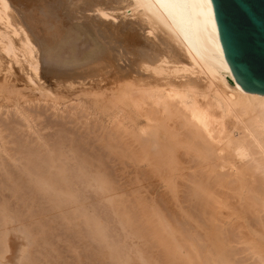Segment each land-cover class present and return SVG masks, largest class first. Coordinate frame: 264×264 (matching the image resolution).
<instances>
[{
    "label": "bare ground",
    "instance_id": "6f19581e",
    "mask_svg": "<svg viewBox=\"0 0 264 264\" xmlns=\"http://www.w3.org/2000/svg\"><path fill=\"white\" fill-rule=\"evenodd\" d=\"M24 3L25 0H0V72L21 71L25 85L37 90L46 101L63 104L66 98L74 96L72 98L84 107L90 104V107L86 106L104 114L107 122H99V130L102 129L97 135L93 130H98L96 123L99 120L94 123L95 129H91L90 122L86 126L91 130L84 127L94 135L95 138L90 137L92 143L95 144L96 140L95 147L91 146L89 136H85L89 140L83 137L84 131L79 132L84 139L78 135L76 129L79 127L74 131L70 122L73 120L67 121L66 116L64 124L61 121V128H64L65 121L66 126L70 122L71 132L68 128L62 133L54 129L52 132H58L56 138L52 132V139L46 138L51 136L48 132L47 135L43 132V138L35 122L38 121L39 126L38 117L46 113L47 108L41 107L42 110L39 106L34 109L36 113L33 109L30 111L33 106L37 107L35 100L31 108H26L28 110L19 109L20 104L34 98L23 96L17 87L14 93L11 92L16 93L11 94L12 99H5V105L18 107L15 109H19L23 124L31 130L25 134L24 129L23 134H31V138L23 136L22 129L18 132L16 125H23L18 116L13 120L9 112L6 117L13 122L5 116L3 122L1 114L6 113H0V264H97L102 252L99 257L96 254L101 248L109 252L105 256L113 261L110 264H132L128 257L131 254L127 253L132 248L138 250L134 256L138 255L140 261L147 264L148 258L143 253L148 254L147 250L154 247L166 250L162 254L165 253L163 258L168 264H173L176 259L186 264H243L250 258L245 259L244 255L245 261L242 262L238 254L250 250L251 256L248 253L247 256L253 261L247 264H264V94L247 91L234 79L219 42L212 6L210 16L204 0H35L36 4L30 8ZM13 64H17V68H13ZM0 80L6 84L4 78ZM3 83L0 82V88L5 90ZM56 113L54 119L58 117ZM48 115L52 117L53 112ZM9 121L15 123L18 130L14 129L15 126L12 128ZM42 123L40 125L48 126V129L58 124L55 121L56 124L50 125ZM103 129L105 132L101 133ZM67 133L76 135L70 137ZM8 135L10 139L6 137ZM116 157L126 158V164ZM111 158L118 160L119 168L124 164V168L127 165L132 169L133 162L137 165L135 162H143L150 172L160 173L158 177L163 176L165 187L173 192L177 190L173 187L177 184L174 182L177 173H182L180 170H187L192 175L200 171L205 173L204 178L199 176L202 181L194 174L193 177L198 178L189 186L192 187V198H205L203 202L212 200L215 204L209 207L207 217L202 216L204 219L200 221L207 223L206 228L204 223L199 226L204 228L201 230L204 233L197 229L204 241L193 232L192 235L196 236L187 241L186 238L178 239L180 229H177V218L172 210L162 209L157 203L149 204L147 209L146 201L145 207L141 206L138 197H132L134 202L137 200L135 205L129 204L131 198L126 202L123 199L126 193L122 197L123 192L117 193L118 197L113 188L119 182L111 177L114 174L111 172H115L111 169L113 163L112 167L107 165ZM127 161L132 162V166ZM138 169L136 167L135 173ZM218 188L222 189L220 198ZM107 190L114 199L103 196ZM173 194L171 192L174 197ZM101 196L113 206V210L120 204L125 208L124 203L129 207L139 203L140 211L143 207L146 209L143 223L139 221L141 214L138 216L134 208L132 211L128 207L125 212L121 209L120 214H123L120 216L119 210L115 211L118 216L115 221L121 217L119 223L123 229L121 232H124L121 235L119 230L118 234L135 242L138 238L136 243L130 241L129 245L134 243L131 249L129 240L125 239V245L122 237L120 242L115 234H111L115 228L110 230L107 218L104 219L103 214L101 218L100 207L97 209L100 205L97 198ZM213 196L220 200L215 201ZM140 197L144 199L145 196ZM216 202L219 203L217 206ZM222 208L228 209L226 212L234 216L236 223L239 220L245 224L233 229L238 233H242L240 228L244 227L245 232H250L246 225L252 226L253 222L249 224V220L254 221L255 225L250 228L253 236L246 237L249 243L244 239L240 241L246 236L245 232V236L232 235L241 236L240 239L237 237L236 244L254 243L240 247L247 248V251L238 250V246L230 241L234 233L231 225L235 222L227 213L232 224L231 221L227 223L230 219L225 218ZM201 250L205 251L202 253ZM130 258L132 260L133 256ZM154 258L153 261L158 259ZM178 261L174 264H180Z\"/></svg>",
    "mask_w": 264,
    "mask_h": 264
},
{
    "label": "rangeland",
    "instance_id": "374dc122",
    "mask_svg": "<svg viewBox=\"0 0 264 264\" xmlns=\"http://www.w3.org/2000/svg\"><path fill=\"white\" fill-rule=\"evenodd\" d=\"M24 4H25V7L30 8V7L34 6V4H36V3H35V0H25V3H24ZM17 66H18L17 64H13V68H17ZM0 69H1V68H0ZM15 70H16V69H15ZM0 71H1V70H0ZM2 71H4V72H0V79H1V77L4 78V79H5V83H6V84H4V83H3L4 81H1V80H0L1 84L3 83L4 87H6L5 90H2L3 87L0 88V108H1V109H0V113H6L5 115H4V114H3V115L1 114V116H2L4 119H3V120L0 119V120H2L3 122H4V120H5L6 118H8V116L11 114L10 116H12V117H11L12 119H13L14 117L18 116L17 119L20 118L19 120H20V122H22V124H23L24 122H23V120H21L22 116H21V114L19 113V111H17V110H19V109H24V110H25L26 108H29V107L31 108V107L34 105L35 100H36V103H37V104L35 103V106H37V107H34V106H33L31 109H29L30 111L33 109V111L35 112L34 109H35V108L38 109V107L40 106V108L43 107V109H44V107L47 108V110L44 109V110H46V113L48 112L47 114L53 112V115H52L53 118L50 116L51 114L47 116L46 113H41V114H43L42 116L46 115L47 117H46V118H45V117L43 118L42 116H40V117H38L39 121L42 123L43 120L45 119L44 123H46V125H47V124L50 125L51 123H52V124H56V123H58L56 126L61 125V126H59V127H60L59 129H57V127H56L55 125H53L52 129H48V128H47L48 126H47V127H45V125L42 126V125H40V122H39V126H42L43 128L45 127L44 129H42V127H41V131H39L40 128H39V126H38V121H37V119L35 118L34 120L37 121V122H35V124H37L36 127H37V129H38V132L42 133V135L40 134V136H42L43 138L45 137V135H47V132L50 133V134H48V136H49V135H51V136L46 137V138H51V137H53V136H52V133H54V132H52V131H54V129H56L55 132L58 130V132L62 133V131H64V130H63L64 128H66V129H67V128H68V129L71 128V129H72V127L74 128V131H75V127H76V128L79 127L80 129H79V128L76 129V131L78 132V135H79L80 133L82 134V131H84L83 133H85V134H82L83 137L87 136V138H88V136L90 137V136L93 135V134H90V131H86V130H88V129L91 130L92 128H94V127H95V126H94V123H96L97 120H99L98 123H96V124H98V127H97L98 130H97V129H96V130H93V131L95 132L94 135H97V131H98V132L101 131V129H102L101 127H100V130H99V126H101V124H99V122H100V123H101V122L103 123L104 120H106L107 118H106L105 116H103L104 114H100V112H98V110H96V112H97L99 115H98V114H95L96 112H95V110H93V108H91L92 111H90V110H91V109L89 108V107H90V106H89L90 104H86V105L89 106V107H87L86 105H85V107H84V105L80 104V102L76 101V99H73V98H72V97H74V96H70L69 98H66L68 101L66 100L65 102H63V104H62V103H59V104H58V103H57V104L54 103V104H53L52 102H49V100L46 101V100L43 99L40 95H38L39 93H38L37 90H31V87H28V86L25 85V84H27V83H26L25 78L23 77L22 73H20L21 71H18V70H17V71H15V73H12L13 70H10L11 72H10V71H9V72L12 73V74H10V73L6 74L7 72H6L5 70H2ZM3 74H4V75H3ZM2 75H3L4 77H3ZM5 76H6V77H5ZM18 76H19V77H18ZM2 80H3V79H2ZM6 80H7V82H6ZM10 82H11V83H10ZM7 83H8V84H7ZM14 83H15V84H14ZM1 84H0V85H1ZM11 84H12V85H11ZM13 84H14V85H13ZM29 84H30V83H29ZM5 85H6V86H5ZM30 85H31V84H30ZM72 85H74V84H72ZM72 85H71V86H72ZM8 86H9V87H8ZM74 86H75V85H74ZM10 87H13L14 90H12V88L10 89ZM14 87H15V88H14ZM16 87H17L18 89H17ZM8 88H9V90H8ZM3 89H4V88H3ZM16 89H17V91L21 92V94H22L23 96H28V95H29L28 97L31 96V98H34V99H33L32 101H30V102L28 101V102H26V103L20 104V106H18V107H20L19 109H15V108H18V107H14V108H12V107H13L12 105H8V106L5 105V104H6L5 99L9 98L8 100L10 101V100L12 99V96L16 94V93H15V94H12L11 92L14 93ZM5 91H6L7 93H5ZM8 91H9V93H8ZM2 92H3V93H2ZM9 94H10V95H9ZM11 94H12V96H11ZM2 95H3V97L5 96L6 98H3ZM8 96H9V97H8ZM36 96H37V97H36ZM76 97H77V96H75V98H76ZM10 98H11V99H10ZM37 98H38V100H37ZM3 99H4V100H3ZM18 99H19V98H18ZM20 99H22V98L20 97ZM22 100H23V99H22ZM22 100H19V101L21 102ZM43 100H44V101H43ZM29 103H30V104H29ZM44 103H45V104H44ZM49 103H52V106H51V107H49V106L51 105V104H49ZM64 103H65L66 105H65ZM67 103H68V104H67ZM73 103H75V104H73ZM9 104H11V103H9ZM41 104H42V105L44 104V106H42ZM60 104H61V105H60ZM2 105H4V106L1 107ZM25 105H26L27 107H25ZM28 105H30V106H28ZM31 105H32V106H31ZM56 105H58V106H56ZM81 105H82V108L80 107ZM10 106H11V108H10ZM21 106H22V107H21ZM55 106H56V108H55ZM5 107L8 108V109H4ZM23 107H24V108H23ZM83 107H84V108H83ZM91 107H93V106L91 105ZM2 108H3L5 111H4ZM9 108H10V109H9ZM80 108H81V109H80ZM88 108H89V109H88ZM11 109H12V110H11ZM14 109H15V111H14ZM41 109H42V108H41ZM41 109H39V111H41ZM43 109H42V110H43ZM50 109H51V110H50ZM82 109H83V110H82ZM94 109H95V108H94ZM1 110H2V111H1ZM10 110H11V111H10ZM26 110H28V109H26ZM7 111H8V112H7ZM16 111H17V112H16ZM33 111H32V112H33ZM50 111H51V112H50ZM82 111H84V112H82ZM87 111H89V112H87ZM9 112H10V113H9ZM12 112H13V115H12ZM32 112H31V113H32ZM34 112H33V113H34ZM36 112H37V111H36ZM36 112H35V113H36ZM43 112H44V111H43ZM56 112H57V113H56ZM64 112H66V115H65ZM69 112L71 113L70 115H68ZM72 112H74V114L76 113V115L72 114ZM85 112H86V113H85ZM90 112L93 113V114H91ZM8 113H9V115H8ZM39 113H40V112H39ZM55 113H56V115H57L58 117L60 116V113H61V116L63 115V118L60 116L59 119H61V120H58V117L55 116V119H54V114H55ZM89 113H90V114H89ZM14 114H15V115H14ZM83 114H84V115L87 114V115L84 116ZM6 115H8V116L6 117ZM67 115H68V117H67ZM95 115H96V116H95ZM101 115H102L103 117H102ZM4 116H5L6 118H5ZM65 116H66L67 118H66ZM71 116H73V117H71ZM82 116H83L88 122L85 121V119H84ZM86 116H87V117H86ZM64 117H65V119H67V121H69L70 119L74 121V119H75L74 122H73V121H70V122H71V125H74V126L71 127L70 122H68L69 124H67V126H66L67 121H65L66 123H65V125H64V128L62 129L61 127H63V124H64V122H63ZM69 117H70V118H69ZM81 117H82V118H81ZM97 117H98V118L101 117V118H100V119H97ZM11 118L9 117L8 119H11ZM49 118H50V119L52 118V119H51L52 121H49V120H50ZM72 118H73V119H72ZM77 118H78L79 120H78ZM102 118H103V119H102ZM104 118H105V119H104ZM12 119H11L10 121L13 122V120H14L15 118H14L13 120H12ZM17 119L15 120V122L18 121ZM28 119L31 120V118H28ZM41 119H42V120H41ZM68 119H69V120H68ZM76 119H77V120H76ZM83 119H84V121H81V120H83ZM34 120H32L33 124H34ZM53 120H54L56 123H53V122H54ZM101 120H103V121H101ZM10 121H9V123L11 124ZM47 121H49V122H51V123L49 124V123H47ZM58 121H60V122H58ZM61 121L63 122V124H62ZM76 121H77V122H76ZM78 121H80L79 123H82V124L79 125ZM30 122H31V121H30ZM84 122H86V123H84ZM89 122H90L91 125L93 126V127H91V129L89 128L90 126H89V127L86 126V124L88 125ZM106 122H107V120H106ZM44 123H42V124H44ZM72 123H73V124H72ZM76 123H77V125H79V126H77V125L75 126ZM0 124H1V122H0ZM12 124H13V123H12ZM12 124H11V125H12ZM14 124H15V123H14ZM14 124L12 125V126H13L12 128H14V126H15ZM17 124H18V122H17ZM31 124H32V123H31ZM33 124H32V125H33ZM84 124H85V125H84ZM96 124H95V125H96ZM1 125H2V124H1ZM20 125H21V123L18 124V125H16L17 128H19V130L16 128V126H15L14 129H17L18 132H21V129H22V131L25 129L26 132H25V130H24V131L22 132V134H23L24 132H25V134H26V133L30 130L29 128H26L24 124H23L24 126L21 125V126H23V127H21ZM89 125H90V124H89ZM51 126H52V125H51ZM54 126H55V127H54ZM80 126H81V127H80ZM85 126H86V127H85ZM1 127H2V126H1ZM36 127H34V128H36ZM84 127H85V128L88 127V129H84ZM46 128H47V129H46ZM49 128H51V127H49ZM66 129H65V131H66ZM71 129L68 130V131L71 132ZM94 129H95V128H94ZM27 130H28V131H27ZM59 130H60V131H59ZM79 130H81V131H79ZM14 131L16 132V130H14ZM30 131H31V130H30ZM65 131H64V132H65ZM93 131H92V132H93ZM2 132H3V131H1V133H2ZM18 132H16L17 135L19 134V136H20V135L22 136V134H21V133H18ZM43 132L46 133V134L44 135ZM51 132H52V133H51ZM58 132H57L56 134H58ZM72 132H73V130H72ZM77 132H76V133H77ZM79 132H80V133H79ZM86 132H87L88 134H87ZM92 132H91V133H92ZM103 132H105V129H103L101 133H103ZM16 133H15V134H16ZM28 133H31V132H28ZM76 133H75V134L73 133V134L76 135ZM101 133H100V134H101ZM25 134H23V136H24ZM56 134L54 133V137H55ZM67 134H69V133H67ZM71 134H72V133H71ZM71 134H69V135H71ZM73 134H72V135H73ZM81 134H80V135H81ZM86 134H87V135H86ZM98 134H99V133H98ZM27 135H28V136L30 135V136L28 137ZM27 135H25V137L27 136V138H31V134H27ZM72 135H71L70 137H72ZM82 135L80 136L81 138H82ZM94 135H93V137H94ZM9 136H10V135H8V136H6V137L8 138ZM91 137H92V136H91ZM91 137L89 138V139H90V143H92V142H91V141H92V140H91ZM93 137H92V138H93ZM7 138H4V139H7ZM33 138H34V140H35V136H34V134H33ZM55 138H56V137H55ZM55 138H53V139H55ZM85 138H86V137H85ZM87 138H86V139H87ZM94 138H95V137H94ZM8 139H10V137H9ZM51 139H52V138H51ZM82 139H84V138H82ZM86 139H85V140H86ZM89 139H87V140H89ZM34 140L31 139L32 142H33ZM87 140H86V141H87ZM93 140H95V139H93ZM96 143H97V142H96V140H95V144H96ZM93 144H94V143H92L91 146H94V145H95V144H94V145H93ZM8 145H9V144H8ZM95 146H97V144H96ZM95 146H94V147H95ZM116 158H117V157H116ZM111 159H112V161H109L110 163H108L107 165L110 164L111 167H112V163H113V167H112L111 169L115 170V172L112 171L111 173H112V174L114 173V174L112 175V174L110 173V175H112V176H111L112 178H113V176H114V178L116 179V180L112 179L113 181H116V182L118 181V182H119L118 184H116V182H114V183L117 185V186H115V188L117 187V189L113 188V189L116 191V192H115L116 194H117V193H122V192H123V193H122L123 196H122V195H121V196L124 197V195H125L124 193H126V195H125L126 197H124L123 199H125V201L127 202V200H129V199L131 198V199L128 201L129 204L132 202V203L135 205L136 201H137V200H138V201L140 200L139 203L141 204V206L144 205V202L146 201L145 205L147 204V207H148L149 204H150V206H153L152 203H155V204L157 203V205H159L158 207H161V208L163 207L162 209H166V208H167V210H168V209H169V210H172V211L174 212L176 218H177V222H178V223L183 221L184 224H185V222L187 221L185 225L182 224L183 222L180 223V224H178V223L176 224L177 229H180L179 231L181 232V235H182V233H183V236L181 237L180 232L177 230V231L179 232V233L177 232V233H178V234H177L178 239L181 240V239H185V238H186V241H187V239L190 238L191 236H194V235L196 236V234H193V235H192L191 232H193V233H197V236L200 235V239H201V236H202L201 234L204 233V232H203V231H204V230H203L204 228H203V226H202L203 229H201V227H199V226H201L205 221H204V220H203L204 222H200V221H201V219H204L202 216L207 217V214H209V212L207 213V211H210V210H208L209 207H211L212 205H213L212 207H214L215 204H212V200L210 201V203H209V201L206 202V200H205V202H203V200H204L205 198H202V200H199V199H201V198H199V199L196 200L195 196H194V198H192V197H193V194H191L192 192H191V190H190L192 187L190 188L189 186H191V185H192V182H193L195 179H197L199 176H201V178H204L205 175H206L205 173H203V172L201 173V171H200V172H198V173H199V174H198V173L196 172V173H193V175L196 174L198 177H196V175L193 177V175L190 174L191 172L189 173L187 170H180V171H182V173H181V172H179V174L177 173V176H178V177L176 176V179H177V178H178V179L176 180L175 177H174V179H175L174 182H175V184L177 183V184H176L177 187H176V186L173 187V188H175V190L177 189L178 191L176 190V192H175V191L173 192L172 190H170L172 193H174V194H173L174 197H173V196L171 195V192L169 191V189H167L168 187H167V188L165 187V186H166V183H165L166 180H165L164 178H162L163 176L160 178V177H158V175H159L160 173L158 174V172H157V173L154 174V172H153V173H152V171L150 172L149 169L147 170V167L144 166V163H143V162H141L142 164L139 163L140 161H139V162H135V163H138V165H137V164H134V162H133V164H132V162L129 164V162H128L129 159H128V161H127L128 165H131V164L134 165V166L136 165V167L139 168V169H138L139 171L136 172L137 175H135V174H136V173H135L136 167H135V170L133 169L134 166H133L132 169H131V167H127V165H126V167L124 168L125 165L122 164V163L125 162V164H126V158H124V159H123V158H121V159H118V158H117L118 160H123L122 163H121V161L119 162V166H120L121 164L123 165V167H120V168H122L123 170L120 169L119 167H117V165H118V160H117V159H115V158H111ZM114 159H115L116 161H115ZM110 165H109V166H110ZM114 165H115V166H114ZM132 165H131V166H132ZM109 166H108V167H109ZM140 166H141V167L143 166V167L141 168ZM114 167H116V168H114ZM116 169H117V170H116ZM119 169H120V170H119ZM140 169H141V170H140ZM124 170H125V171H124ZM145 170H146V171H145ZM117 171H118L119 173H118ZM122 171H123V173H122ZM132 171H133V172H132ZM136 171H137V170H136ZM140 171H141V172H140ZM144 171H145V173H144ZM148 171H149V172H148ZM186 171H187L188 174H186ZM109 172H110V171H109ZM127 172H131V173H128V174H127ZM139 172H140L141 174H143V176H141V174H140V177H139ZM155 172H156V171H155ZM183 172H185V173L183 174ZM115 173H117V174H115ZM121 173H122V174H121ZM133 173H134V176H135V177L132 175ZM146 173H147V174H146ZM129 174H130V175H129ZM145 174H146V175H145ZM151 174H153V175H151ZM182 174H183V175H182ZM202 174H203V176H202ZM204 174H205V175H204ZM117 175H118L119 177H118ZM160 175H161V174H160ZM187 175H188V176H187ZM123 176H124V177H123ZM126 176H127V178H125ZM144 176H145V177H144ZM182 176H183V177H182ZM184 176H185V177H184ZM128 177H129V178H128ZM138 177L142 180V182H141V180H140ZM192 177H193V178H192ZM118 178H119V180H118ZM122 178H123V179H122ZM136 178H137V180H136ZM159 178H160V179H159ZM182 178H183V179H182ZM184 178H185V179H184ZM191 178H192V179H191ZM206 178H207V177H206ZM120 179H121V180H120ZM163 179H164V180H163ZM199 179H200V177H199ZM126 180H127V181H126ZM139 180H140V182H139ZM200 180L202 181V179H200ZM204 180H206V179H204ZM136 181H138V182H136ZM162 181H163V182H162ZM188 181H189V182H188ZM190 181H191V182H190ZM125 182H126V183H125ZM190 183H191V185H190ZM204 183H205V182H204ZM139 184H140L141 186H140ZM175 184H174V185H175ZM113 185H114V184H113ZM138 186H139V188H138ZM142 186H143V187H142ZM168 186H169V185H168ZM164 187H165L166 189H165ZM111 188H112V187H111ZM132 188H133V189H132ZM137 188H138V189H137ZM119 189H120V190H119ZM131 189H132V190H131ZM110 190H112V189H110ZM114 190L112 191L113 193H114ZM121 190H123V191H121ZM124 190H126V191L124 192ZM138 190H139V192H138ZM202 190H203V189H201L200 193L202 192ZM221 190H222V189H219V188H218V190L216 189V191L218 192L217 194L219 195V196H218L219 198H220V195H221V193H220ZM119 191H120V192H119ZM127 191H128V192H127ZM130 191H132L131 193H133L132 196H130V195H131ZM134 191H135V192H134ZM168 191H169V192H168ZM188 191H190V192H188ZM107 192L111 193V192L108 191V190H107ZM107 192H106V193H107ZM137 192H138V193H137ZM164 192H165V193H164ZM106 193H103V196H104V195H105L106 197L109 196V198H110V197H113V196H110V195H112V193H111V194L108 193V195H106ZM115 193H114V194H115ZM135 193H136V194H135ZM139 193H141L142 196H145V197H144L145 200L143 199V197H142V198L140 197L141 195H140ZM159 193H161V194H159ZM187 193H189V194L187 195ZM137 194H138V195H137ZM169 194H170V195H169ZM217 194H216V195H217ZM117 195H118V194H117ZM117 195H116V196H117ZM134 195H135V196H134ZM136 195H137V196H136ZM116 196H115V197H116ZM129 196H130V197H129ZM158 196H159V197H158ZM168 196H169V197H168ZM101 197H102V196H101ZM101 197H100V198H99V197L97 198V201H98V203L100 204V205L97 206V209L100 207V208L98 209V211L100 210L101 218H102V214H103L104 219L107 218L108 222H106V224L108 223L107 225H108V226H111V227H110V230L113 229V228H115V229H113L114 231L111 230V234H112V235L115 234L114 237L119 238L118 240H119L120 242H122V240H123L122 237H123V236H121V235H123L124 232H121L123 229L121 230L120 223H119V219H120L121 217H119L118 222L115 221V220L118 218V216H116L115 211H118V210H119V211H118L119 213H118V212H117V213H118V215L120 216L121 214H123V213L120 214V211L123 210V211L125 212V209H126V210L128 209L129 204H128V203L125 204V203H124L125 201L122 199V203H124V204H123V207H124V205H125V208H121V207H122L121 204H120V205H117V207H115L116 205H115V202H114V205H115L114 207H115V208H114V210H113V208H112L113 206L111 207V206L108 204L107 200L104 199L103 197H102V198H101ZM118 197H120V195H118ZM122 197H121V198H122ZM127 197H128V198H127ZM132 197H134V198H137V197H138V198H137V200L134 202V200H133ZM139 197H140L141 199H139ZM160 197H161V200L159 199ZM172 197H173V198H172ZM213 197H215V196H213ZM218 197H215V199H216L215 201H217V202H218V200H220ZM107 198H108V197H107ZM169 198H170V199H169ZM171 198L174 199V200H175V198H176V201H177V202L174 201V200H172ZM190 198H191V199H190ZM102 199H103V204L101 203V200H102ZM113 199H114V197H113ZM142 199H143L144 201H143ZM192 199H195V200L190 201V200H192ZM213 199H214V198H213ZM217 199H218V200H217ZM115 200H117V199L115 198ZM119 200H121V199H119ZM141 200H142V202H141ZM159 200H160V201H159ZM208 200H209V199H208ZM147 201H148V203H147ZM151 201H153V202H151ZM199 201H200V202H199ZM104 202H105L106 206H105ZM173 202H174V203H173ZM186 202H188V203H186ZM190 202H191V203L193 202L194 204L191 205ZM201 202H202V203H201ZM217 202H216V206L219 204V203H217ZM139 203L136 204L137 207H136V206L133 207L134 205L132 204V205H131L132 207L130 206V207H129V210L132 209V211H133L134 209H135V210L138 209V210H137L138 212H136L135 210H134V212H135L137 215H138V214H139V215L141 214V215H140L141 218H139V221H141V222L143 223V222H145L144 219H146L147 211H146V209H144L145 205H144V207H143V210L140 211L141 208H139V207H140V206L138 205ZM176 203H177L178 205H177ZM197 203H198V204H197ZM203 203H204V204L206 203V204L204 205ZM207 203H208V204H207ZM227 203H229V202H227ZM230 203H231V204H232V203L234 204V202H230ZM151 204H152V205H151ZM155 204H154V205H155ZM173 204H175V206H174ZM179 204H180V206H179ZM188 204H189V205H188ZM200 204H201V205H200ZM202 204H203V205H202ZM209 204H211V205H209ZM223 204H225V203H223ZM231 204H228V205L230 206ZM233 204H232V205H233ZM102 205H103L105 208L108 207L109 209H108V210H107V209H103V207H101ZM126 205H127V206H126ZM161 205H162V206H161ZM187 205H188V206H187ZM196 205H197V207H196ZM208 205H209V206H208ZM226 205H227V204H225V206H226ZM150 206H149L147 209H149ZM189 206H190V207H189ZM200 206H201V207H200ZM225 206L223 205V207H225ZM110 207H111V208H110ZM180 207H181V209H180ZM188 207H189V208H188ZM234 207H236V206L234 205ZM133 208H134V209H133ZM183 208H184V209H183ZM187 208L189 209V211H187V210H188ZM190 208H191V209H190ZM192 208H193V209H192ZM203 208H204L206 211L203 210ZM226 208H227V206H226ZM229 208H230V207H229ZM102 209H103L104 212L102 211ZM121 209H122V210H121ZM182 209L185 210V211H183ZM200 209H201V210H200ZM105 210H106L108 213H110L111 215L108 214V215L106 216L105 214H106L107 212H106ZM129 210H128V211H129ZM226 210H228V209H225V210H224V209L222 208L221 212L223 211V212H222L223 214H224V212H225V216H226V215L229 216V214H230V215H231L230 218H232V220H233V219H234V216H232L231 213L226 212ZM230 210H231V209H230ZM230 210H229V211H230ZM233 210H234V209H233ZM101 211H102L103 213H101ZM112 211L114 212L113 215H112V213H111ZM143 211H144V212H143ZM177 211H178V212H177ZM193 211H194V212H193ZM197 211H198V213H197ZM204 211H205L206 213H205ZM139 212H140V213H139ZM185 212H187L186 216H184ZM231 212H232V210H231ZM142 213H143L145 216H142V215H143ZM188 213H189V214L191 213V214L189 215V218L187 217V216H188ZM194 213H197V214L194 215ZM227 213H229V214H227ZM178 214H179V215H178ZM203 214H205V215H203ZM139 215H138V216H139ZM148 215H149V214H148ZM182 215H183V217H182ZM108 216H109V217H108ZM195 216L198 217V218H196ZM112 217H113V218H112ZM114 217H115V218H114ZM180 217H181V218H180ZM184 217H185V218H184ZM186 217H187V218H186ZM190 217H191V218H190ZM192 217H194L193 220H192ZM111 218H112V220H111ZM179 218L181 219V221L179 220ZM225 218H227V216H226ZM230 218H229V219H230ZM109 219H110V220H109ZM205 219H207V218H205ZM227 219H228V218H227ZM229 219H228V220H229ZM143 220H144V221H143ZM184 220H186V221H184ZM195 220H196V221H195ZM197 220H198V221H197ZM234 220H236V219H234ZM234 220H233V222H235V223H234V225H231V226H232V230H231V232L234 231L233 229H236V228L238 229V227H243V225L245 226V224L238 222V221H239L238 219H237V220H238L237 223H236V221H234ZM111 221H112V222H111ZM114 221H115L117 224H116ZM194 221H195V222H194ZM226 221H227V220H226ZM230 221H231V219H230L229 221H227V223H229ZM249 221L251 222V223L249 222V224H252V222H253V225H255L254 221H252V220H249ZM110 222H111V223H110ZM189 222H190V223H189ZM196 222H197V223H196ZM206 222H207V221H206ZM241 222H242V221H241ZM118 223H119V226H118ZM199 223H200V224H199ZM109 224H110V225H109ZM111 224L115 225V227H114L113 225H111ZM181 224H182V225H181ZM191 224H192V225H191ZM197 224H198V226H197ZM204 224H205V223H204ZM231 224H232V221H231ZM236 224H237V225H236ZM194 225H195V226H194ZM206 225H207V223L204 225L205 228L207 227ZM238 225H239V226H238ZM241 225H242V226H241ZM253 225H252V226H253ZM117 226H118V227H117ZM190 226H191V227H194V228H193V229H192V228L190 229ZM233 226H235V227H233ZM237 226H238V227H237ZM246 226H247V231L250 230V232H251L252 226H251V225H250L251 227H250L249 225H246ZM248 226H249V227H248ZM254 227H255V226H254ZM254 227H253V228H254ZM116 228H117V229L119 228V229L117 230ZM187 228H188V229H187ZM199 228H200L199 231H200L201 234H199V232H197V231H198L197 229H199ZM245 228H246V227H244L243 229L240 228V230H242V231H240V232H242V233H238V231L236 230L237 233H236V231H234V233L232 232V234H231V237L234 238V239L231 238L230 241L235 243V245H234V243L231 244V245H234V246H236V247L238 246V247H237L238 250H241V249L244 250L243 248H245V245H248V244L242 245L244 242H243L242 244H241V243H240V244H236V243H238V242H237V239H238L237 237H239V239H240L241 236H245V234H246L245 237H241V239H240V241H241V240L243 241V239H244V240H245V243H246L247 239L250 238V236H253V235H251V234H253L252 232H251V233H250V232H245V231H246ZM250 228H251V229H250ZM186 229H187V232H185ZM119 230H120V233H119V234H121V235H119L118 232H117V231H119ZM188 230H189V231H188ZM201 230H203V231L201 232ZM184 232H185V233H184ZM189 232H190V233H189ZM243 232H245V234H244ZM122 233H123V234H122ZM186 233L188 234V237H187V234H186ZM116 234H117V236H116ZM127 234H128V233L126 232V235H127ZM190 234H191V235H190ZM198 234H199V235H198ZM236 234L241 235V236H236V237H235V236H232V235H236ZM242 234H243V235H242ZM248 234H249V235H248ZM126 235H125V236H126ZM128 235H129V234H128ZM128 235H127V236H128ZM203 236H204V234H203ZM247 236H249V237L246 239ZM133 237H134V236H133ZM179 237H180V238H179ZM183 237H184V238H183ZM123 238H124V237H123ZM129 238H130V237H129ZM131 238H132V235H131ZM120 239H121V240H120ZM125 239H126L127 241L129 240L128 245H129L130 241H133L132 239H128V237H125L124 240H123V242L125 243V245L127 244V241L125 242ZM204 239H205V238L203 237L201 240L204 241ZM251 239L253 240V238H251ZM134 240H136V239H134ZM137 241H138V238H137L136 242H137ZM182 241H183V240H182ZM182 241H181V242H182ZM186 241L184 240V243H185ZM235 241H236V242H235ZM240 241H239V242H240ZM242 241H241V242H242ZM250 241H251V240H250ZM133 242L136 243L135 241H133ZM231 242H230V243H231ZM247 242H248V241H247ZM134 243L131 242V244H134ZM248 243H249V242H248ZM251 243H252V242H251ZM251 243H250V244H251ZM131 244L129 245V249H131V248H130ZM250 244H249V245H250ZM252 244H254V243H252ZM240 245H241V246H240ZM249 245H248V247H249ZM133 246H134V245H133ZM133 246H132V247H133ZM242 246H243V248L240 249V247H242ZM246 247H247V246H246ZM156 248H157V247L152 248V249H153V250L151 249L152 251H151V250H147L148 254H146L145 250H142L143 252H145V253H143L144 255H146L145 257L148 258V259H146V260L149 261V263H147V264H150V263H152V264H168V263H167L168 261H167L165 258H163V257H165L164 254L166 253V252H165L166 250H165V251H162V250H159V248H157V249H156ZM102 249H103V251L105 250L104 248H101V250H100V248H99L100 251H98L99 253L96 254V255L99 257V256H100V252H102V254H101V256H100L101 259L98 258L99 261L97 260V261H98L97 264L100 263V262H102V261H103V262H102L101 264H103V263H104V264H110V263H112L113 261L110 262V261H109L110 259L108 260V259H107L108 257H106V256H108L106 253H109V252H108V251H107V252L104 251L105 253H104V255H103V251H102ZM132 249H133V248H132ZM132 249H131V250H132ZM155 249H156V250H155ZM131 250H128V251L126 250V251H127L128 255L131 254V256H128V257H129V260L132 261V262H131L132 264H133V263L135 264L138 260H139V263L137 262L136 264H142V263H143V264H146V263L140 261V259L137 257L138 255L134 256L135 254H137V251H138V250H137V251L132 250L134 253H133V252L131 253ZM245 250L247 251V248H246ZM245 250H244V251H245ZM248 250H249V249H248ZM109 251H110V250H109ZM114 251H115V250H114ZM140 251H141V250H140ZM177 251H178V250H177ZM180 251H181V253H182L183 251H187V253L190 252V250H180ZM180 251H178V252H180ZM188 251H189V252H188ZM201 251H202V253H203V251H205V250H201ZM123 252H124V251H123ZM129 252H130V253H129ZM163 252H165V253L162 254ZM241 252H242V251H241ZM249 252H251V250H250ZM249 252L247 251L246 253L242 252L243 254H238V257H239V258L242 257V262H244L245 259L250 258L249 260L245 261L243 264H247L249 261H250V262L253 261L252 257H250L251 255L249 254ZM152 253H153V254H152ZM181 253H180V254H181ZM247 253H248V255H250V256H247ZM98 254H99V255H98ZM105 254H106V256H105ZM156 254H157V255H156ZM152 255H153V256H152ZM154 255H155L156 257H155ZM244 255H245V256H244ZM132 256H133V258H132V260H131L130 257H132ZM148 256H149V257H148ZM181 256H182V255H181ZM243 256H244L245 259L243 258ZM121 257H122V256H121ZM154 257H155V258H158L159 260L156 259V261H155V260L153 261L152 258H154ZM105 258H106V259H105ZM135 258H136V259H135ZM149 258H151V259H149ZM155 258H154V259H155ZM160 258H161V260H160ZM104 259H105V260H104ZM163 259H164V260H163ZM106 260H107V261H106ZM129 260H128V261H129ZM134 260H135V261H134ZM136 260H137V261H136ZM150 260H151V262H150ZM178 260H179V259H178ZM178 260L176 259L175 262H177ZM133 261H134V262H133ZM157 261H158V262H157ZM163 261H164V262H163ZM166 261H167V262H166ZM180 261H182V260H180ZM109 262H110V263H109ZM153 262H154V263H153ZM155 262H156V263H155ZM159 262H160V263H159ZM165 262H166V263H165ZM175 262H172V263L174 264ZM178 262H179V261H178ZM250 262H249V263H250ZM179 263H180V262H179ZM170 264H171V263H170ZM180 264H186V262H185V263L182 262V263H180Z\"/></svg>",
    "mask_w": 264,
    "mask_h": 264
},
{
    "label": "water",
    "instance_id": "95a60500",
    "mask_svg": "<svg viewBox=\"0 0 264 264\" xmlns=\"http://www.w3.org/2000/svg\"><path fill=\"white\" fill-rule=\"evenodd\" d=\"M224 58L247 91L264 94V0H214Z\"/></svg>",
    "mask_w": 264,
    "mask_h": 264
},
{
    "label": "snow or ice",
    "instance_id": "6c2138e0",
    "mask_svg": "<svg viewBox=\"0 0 264 264\" xmlns=\"http://www.w3.org/2000/svg\"><path fill=\"white\" fill-rule=\"evenodd\" d=\"M213 2H214V0H204V5L209 10V15L210 16H212L211 6H212Z\"/></svg>",
    "mask_w": 264,
    "mask_h": 264
}]
</instances>
